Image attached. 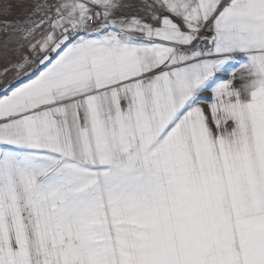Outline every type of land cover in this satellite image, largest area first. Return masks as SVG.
<instances>
[{
  "label": "snow or ice",
  "instance_id": "obj_1",
  "mask_svg": "<svg viewBox=\"0 0 264 264\" xmlns=\"http://www.w3.org/2000/svg\"><path fill=\"white\" fill-rule=\"evenodd\" d=\"M0 62V264H264V0H0Z\"/></svg>",
  "mask_w": 264,
  "mask_h": 264
},
{
  "label": "crops",
  "instance_id": "obj_2",
  "mask_svg": "<svg viewBox=\"0 0 264 264\" xmlns=\"http://www.w3.org/2000/svg\"><path fill=\"white\" fill-rule=\"evenodd\" d=\"M16 13H15V11H14V13H13V15H15ZM9 18H12V17H9ZM3 81H2V79H0V83H2Z\"/></svg>",
  "mask_w": 264,
  "mask_h": 264
},
{
  "label": "rangeland",
  "instance_id": "obj_3",
  "mask_svg": "<svg viewBox=\"0 0 264 264\" xmlns=\"http://www.w3.org/2000/svg\"><path fill=\"white\" fill-rule=\"evenodd\" d=\"M3 66V63L2 62H0V67H2Z\"/></svg>",
  "mask_w": 264,
  "mask_h": 264
}]
</instances>
